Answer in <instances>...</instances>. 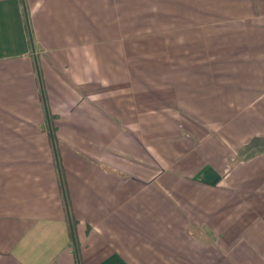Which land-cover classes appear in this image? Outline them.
I'll use <instances>...</instances> for the list:
<instances>
[{"label": "crops", "instance_id": "crops-1", "mask_svg": "<svg viewBox=\"0 0 264 264\" xmlns=\"http://www.w3.org/2000/svg\"><path fill=\"white\" fill-rule=\"evenodd\" d=\"M0 264H264V0H0Z\"/></svg>", "mask_w": 264, "mask_h": 264}, {"label": "trees", "instance_id": "trees-1", "mask_svg": "<svg viewBox=\"0 0 264 264\" xmlns=\"http://www.w3.org/2000/svg\"><path fill=\"white\" fill-rule=\"evenodd\" d=\"M27 25H28V23H27ZM29 35L31 37L30 30H29ZM47 121H48V124L50 126V129L53 130V133H52V130H50L51 134H54V128H53V124H52V116L51 115H47Z\"/></svg>", "mask_w": 264, "mask_h": 264}]
</instances>
